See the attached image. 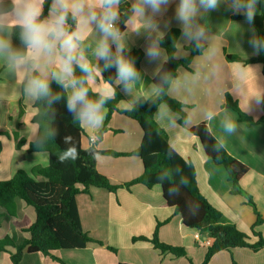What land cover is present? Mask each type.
Returning a JSON list of instances; mask_svg holds the SVG:
<instances>
[{
    "label": "crops",
    "instance_id": "0c3cea01",
    "mask_svg": "<svg viewBox=\"0 0 264 264\" xmlns=\"http://www.w3.org/2000/svg\"><path fill=\"white\" fill-rule=\"evenodd\" d=\"M173 14L174 7L168 15ZM233 17L231 13L225 12L223 4L209 14L206 21L211 30L209 43L214 45L215 53L196 56L190 66L191 70L180 67L177 76L180 86L178 89L173 87L169 94L186 105L190 118L188 128L206 123L217 141H226L225 150L248 167V173L240 181L241 188L252 197L264 219V125L248 126L239 120L235 111L225 106L226 95L230 94L243 113L255 121L262 118V106L255 105L252 95L257 89L264 91L263 66L250 64L252 68L248 70L246 82H236L234 86L232 70L238 66L229 62L226 54L238 56L242 60L257 55H251L253 49L248 43L251 33L245 32L243 36L238 34L242 29L236 23L243 24L244 19L236 20ZM244 27L247 28V25ZM172 29L180 30L174 20ZM132 41V50L144 53L140 71L142 79L148 82L149 74L145 69L150 72L155 64L150 65L145 55V40L133 37ZM180 43L178 56L182 58L177 59L183 60L189 57L187 47L190 44L183 40ZM197 68L199 79L188 78V74ZM0 71L1 182L11 180L19 171L32 176L34 168L49 165V156L47 153H28L29 144L38 135V126L33 123L37 113L35 103L22 94L16 78L7 73L2 64ZM121 92L125 101L130 99L122 89ZM209 109L213 111L211 121L205 119V112ZM229 118L235 119L238 124V131L233 135L224 130V122ZM169 119H174L175 125L170 126ZM178 120L179 116L171 110L170 117L165 116L159 122L156 121L166 130L168 140L172 141L180 156L193 163L200 192L222 214V224L235 226L250 236V243H257L259 238L252 235L256 215L248 205V200L242 195L232 194V183L224 166L215 164L204 152L200 140L188 128L180 126ZM101 131L96 134L98 138L91 145L84 131L82 148L130 153L139 148L143 139L140 125L122 113H115L107 130ZM21 140L25 143L18 147ZM97 169L114 185H124L144 173L142 160L135 156L102 155L101 162H97ZM76 203L83 230L105 245L90 243L84 249L58 250L53 253V256L66 264H203L212 243L208 235L183 225L181 217L167 206L159 186L149 189L137 184L131 190L120 188L116 193L91 188L89 193L78 195ZM16 204L15 217L8 216L5 209H0V241L9 237L15 244L21 245L30 237L27 230L35 223L36 212L22 200H17ZM158 223H165L159 227L160 241L184 248L187 257L175 258L161 253L150 242L133 241L140 237L152 239ZM256 231L264 238V225L257 227ZM107 247L114 248L116 252ZM7 249L15 252L10 247ZM0 264H12L9 253L0 252ZM20 264L61 263L50 256L28 254L25 251ZM209 264H264V248L258 252L249 248L223 251L214 255Z\"/></svg>",
    "mask_w": 264,
    "mask_h": 264
},
{
    "label": "clouds",
    "instance_id": "9594fccd",
    "mask_svg": "<svg viewBox=\"0 0 264 264\" xmlns=\"http://www.w3.org/2000/svg\"><path fill=\"white\" fill-rule=\"evenodd\" d=\"M125 3L127 7L122 8ZM222 4L225 12L243 16L244 23H236L242 29L238 34L251 33L248 39L253 49L251 55H259L264 50V35L257 32L255 20L264 0H51L50 4L48 0H0V64L16 78L25 97L33 103H42L52 113L50 120L55 117L53 103L65 100L72 121L88 134L91 145L105 126L109 112L106 105L116 98L118 89L130 99H121L117 109L133 112L134 105L147 103L156 106L158 122L171 116L163 96L173 87L178 89L181 82L164 65L182 58L178 56L181 40L191 44L201 56L215 53L214 45L209 43L211 30L206 21ZM173 7L174 14L169 16ZM173 20L181 36L171 37L172 51L169 52L164 44ZM133 37L145 40V55L150 65L155 64L150 72L145 69L148 82L142 79L136 58L130 54ZM14 41H18V46ZM233 63L238 66L232 70L235 86L236 82H246L252 66L242 61ZM112 69H115V78H106L105 73ZM199 76L198 68L188 74L193 80ZM153 79L157 82H152ZM53 83L62 91L54 94ZM252 99L257 107L264 105V91L257 89ZM157 100L161 101L159 105ZM205 119H213L211 109L205 112ZM168 123L175 125V120L169 119ZM189 124L190 118L186 117L181 126ZM224 130L235 134L236 120H226ZM56 133L50 124L45 139L54 140ZM72 139L71 135L64 137L65 143ZM36 148L44 150V145L36 144ZM169 148V156L171 152L180 155L171 140ZM221 148L226 149V141H218L216 152ZM85 151L93 160L101 162L99 152L92 151L91 147ZM77 159L79 154L74 146L58 155L59 163ZM181 159L184 158L181 156ZM185 163L192 167L189 161ZM173 191L170 189V194Z\"/></svg>",
    "mask_w": 264,
    "mask_h": 264
},
{
    "label": "trees",
    "instance_id": "16d2710c",
    "mask_svg": "<svg viewBox=\"0 0 264 264\" xmlns=\"http://www.w3.org/2000/svg\"><path fill=\"white\" fill-rule=\"evenodd\" d=\"M51 0H48V4ZM45 5V15L47 14ZM127 3L122 5L126 8ZM234 19H244L243 16H234ZM257 32L264 35V4L260 5V14L255 20ZM180 37L181 32L178 29H172L166 37L164 47L169 52L172 51L171 37ZM18 46V41H14ZM189 57L183 60L173 59L164 65V69L171 72L174 77L178 76L180 67L191 70L193 59L200 54L193 50L190 44L187 47ZM136 58L138 69L141 68V62L144 53L141 50H132L130 53ZM229 62L242 61L245 64H261L264 74V50L254 58L242 60L238 56L226 54ZM79 71V70H77ZM1 73V71H0ZM115 78V69L105 73V77ZM153 82H157L155 79ZM168 92L167 86H165ZM53 93L62 91L52 85ZM123 99L121 89H118L114 100L107 103L109 109L108 117L105 120V126L101 132L107 130L108 125L115 113H122L128 118L136 121L143 130V139L139 148L130 153H116L113 151H99L91 147L92 151L99 152L100 156H135L142 160L144 173L137 179L124 185H114L97 169V161L93 160L83 149L81 145L84 130L80 129L72 121L71 115L67 112L66 101L61 100L53 103L55 117L50 120L52 115L45 106L37 102L35 108L37 113L33 118V123L38 126V135L36 140L28 146V153H47L49 156V165L47 167H36L32 171V176L24 171H19L11 180L0 182V209H5L10 217L17 214V200H22L28 206L34 208L36 212L35 223L27 230L30 237L23 244H15L9 237L0 241V252H7L10 255L12 264H20L25 251L28 254L41 253L50 256L61 264H66L59 258L53 256L58 250L84 249L90 243H96L100 246L105 244L91 238L84 230L81 224L76 197L80 194H87L91 188L105 189L111 193H116L120 188L131 190L132 186L141 184L149 189L162 185V193L168 207L173 208L175 215H179L183 225L188 229L197 230L208 235L212 240L208 248L203 264H209L212 257L223 251H231L236 248H249L255 252L264 248V238L256 231V228L264 225V219L258 211L252 197L245 193L240 181L248 173V167L232 157L225 149L221 148L216 152L218 141L210 132L206 123L188 128L189 132L197 137L204 149L206 155L217 165H222L226 169L229 179L232 183V194L242 195L248 200L256 215V222L252 227V235L259 238L255 244L250 243V236L238 230L235 226L222 224V214L210 205L206 198L200 192L195 167L192 162L185 163V159L170 152L169 140L166 130H164L156 121V106L144 103L143 106L134 105L133 112H123L116 108L118 102ZM170 109L179 116L178 124L184 125L185 118L188 117L186 105L175 100L170 94L163 96ZM161 101L157 100L156 105ZM183 106V107H182ZM227 108L232 109L238 114L239 120L248 126L264 125V105H262L263 116L255 121L252 117L243 113L238 103L230 94L226 95ZM57 130L54 140H46L49 125ZM71 135L72 141L65 143L64 137ZM101 136V135H100ZM25 141L21 140L18 147H21ZM36 144H43L44 150H38ZM76 147L79 159L75 161L66 160L64 163L58 162V155L61 151ZM163 177V179H160ZM160 187V186H159ZM170 189L174 190L170 194ZM2 215L0 214V219ZM165 223H168L166 221ZM165 223H158L152 239L145 237L134 238L133 241H147L153 244L154 248L163 254L172 255L175 258L187 257V251L184 248L174 247L162 243L158 236L159 227ZM10 247L15 252L7 249ZM110 251L116 252L114 248L107 247Z\"/></svg>",
    "mask_w": 264,
    "mask_h": 264
}]
</instances>
